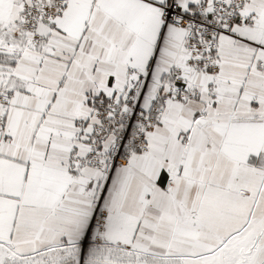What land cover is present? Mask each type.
<instances>
[{
    "label": "snow or ice",
    "instance_id": "1",
    "mask_svg": "<svg viewBox=\"0 0 264 264\" xmlns=\"http://www.w3.org/2000/svg\"><path fill=\"white\" fill-rule=\"evenodd\" d=\"M0 264H264V0H0Z\"/></svg>",
    "mask_w": 264,
    "mask_h": 264
}]
</instances>
